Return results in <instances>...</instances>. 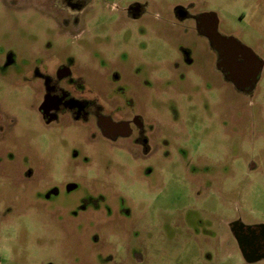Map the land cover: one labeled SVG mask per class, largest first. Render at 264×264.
<instances>
[{
  "label": "rangeland",
  "instance_id": "1",
  "mask_svg": "<svg viewBox=\"0 0 264 264\" xmlns=\"http://www.w3.org/2000/svg\"><path fill=\"white\" fill-rule=\"evenodd\" d=\"M11 1L0 0V264H245L231 224L264 223V67L249 91L224 81L174 11H210L264 62V0H89L79 38ZM129 2L146 16L128 20ZM182 48L192 68L176 66ZM60 65L110 112L121 87L113 112L142 117L147 146L46 122L42 75Z\"/></svg>",
  "mask_w": 264,
  "mask_h": 264
},
{
  "label": "flooded vegetation",
  "instance_id": "2",
  "mask_svg": "<svg viewBox=\"0 0 264 264\" xmlns=\"http://www.w3.org/2000/svg\"><path fill=\"white\" fill-rule=\"evenodd\" d=\"M11 2L51 13L60 22V27L66 29L68 34L79 38L83 32L81 19L87 11L89 0H12ZM112 9L119 11V7L115 5ZM121 12L128 20L135 21L146 16V6L142 3L129 2L121 9ZM155 17L158 21L162 20L158 14ZM174 17L184 28L186 34L191 31L198 39L206 42L216 60L215 68L224 81L236 85L239 90L245 92L256 86L262 76L263 60L239 42L235 40L229 42L230 36L220 35L219 22L214 14L210 11H198L197 7L192 5L190 8H176ZM177 61V67L179 63H182L192 68L195 65L193 51L182 48ZM64 66L60 65L57 71L53 73L48 71L42 75V80H44L42 84L45 82L47 84V88L44 87L42 91L48 93L47 101L41 108V114L46 122L56 116H61L67 121L95 123L96 127L107 137L128 135V137H133L135 145L147 146L148 140L144 136L143 118L130 114L128 119H123L118 112H113L118 109L115 98L119 93H123L121 87L113 89L114 95L106 99V106L110 108V112L100 104L101 102H95L89 98L93 91L87 88L83 79L75 77ZM121 71L122 69L118 68L117 72L106 73L105 76L110 79L111 87L122 79ZM231 233L245 264L264 263V223H248L242 219H236L231 224Z\"/></svg>",
  "mask_w": 264,
  "mask_h": 264
},
{
  "label": "water",
  "instance_id": "3",
  "mask_svg": "<svg viewBox=\"0 0 264 264\" xmlns=\"http://www.w3.org/2000/svg\"><path fill=\"white\" fill-rule=\"evenodd\" d=\"M228 41H229V42H230V41L232 42V41H234V40H233L232 38H230ZM221 42H222V41H221ZM246 49H247V48H246ZM247 50H249V49H247Z\"/></svg>",
  "mask_w": 264,
  "mask_h": 264
}]
</instances>
